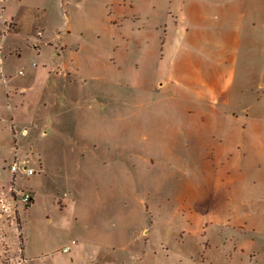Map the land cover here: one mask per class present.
Wrapping results in <instances>:
<instances>
[{
	"label": "rangeland",
	"instance_id": "1",
	"mask_svg": "<svg viewBox=\"0 0 264 264\" xmlns=\"http://www.w3.org/2000/svg\"><path fill=\"white\" fill-rule=\"evenodd\" d=\"M0 200V264H264V0H0Z\"/></svg>",
	"mask_w": 264,
	"mask_h": 264
},
{
	"label": "built area",
	"instance_id": "2",
	"mask_svg": "<svg viewBox=\"0 0 264 264\" xmlns=\"http://www.w3.org/2000/svg\"><path fill=\"white\" fill-rule=\"evenodd\" d=\"M19 160H14L11 165H10V169L12 171L13 174V179L16 175V171L19 168ZM29 163V159L25 158L21 160V168L23 169V171L25 173H27L28 175L33 174L35 172V170L28 166ZM10 192L12 194L13 199H10L8 202H2V209L7 210L9 209L12 204H14L15 207H17L18 205V201H21L22 203H24L25 205H28L29 203L32 202L33 200V194H32V190L31 189H26V190H18L17 188H15V186H12L10 189ZM1 202V200H0ZM65 250L67 249L64 248Z\"/></svg>",
	"mask_w": 264,
	"mask_h": 264
},
{
	"label": "trees",
	"instance_id": "3",
	"mask_svg": "<svg viewBox=\"0 0 264 264\" xmlns=\"http://www.w3.org/2000/svg\"><path fill=\"white\" fill-rule=\"evenodd\" d=\"M20 241H21V245H22V239H21V234H20ZM23 246V245H22ZM21 249H22V247H21Z\"/></svg>",
	"mask_w": 264,
	"mask_h": 264
},
{
	"label": "crops",
	"instance_id": "4",
	"mask_svg": "<svg viewBox=\"0 0 264 264\" xmlns=\"http://www.w3.org/2000/svg\"><path fill=\"white\" fill-rule=\"evenodd\" d=\"M21 256H23V255H21ZM21 256H20V258H23V257H21ZM24 259H25V258H24Z\"/></svg>",
	"mask_w": 264,
	"mask_h": 264
}]
</instances>
